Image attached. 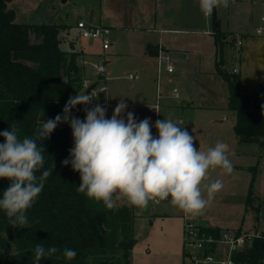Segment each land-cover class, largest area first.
Here are the masks:
<instances>
[{
  "label": "rangeland",
  "instance_id": "rangeland-1",
  "mask_svg": "<svg viewBox=\"0 0 264 264\" xmlns=\"http://www.w3.org/2000/svg\"><path fill=\"white\" fill-rule=\"evenodd\" d=\"M10 6L16 12L17 22L70 25V41L61 40L60 47L68 50L69 43L74 42L86 51L84 84L94 98L97 96L88 108L108 97L110 104L100 105L106 107L107 118H111L116 105L123 100L127 105L123 116L126 118L127 112H132L139 122L141 105L148 101L143 93L155 91L158 77L163 95L170 100L183 97L201 105L185 114L174 111L171 115L184 121L197 147L206 150L217 141L229 145L233 172L225 174L219 168L209 171L204 184L219 179L222 188L202 214H185L167 200L150 202L143 210L123 200L115 203L114 207L129 205L134 212L132 229L136 244L132 264H183L182 253L187 247L185 219L198 225H217L222 231L264 229V145L237 147L235 114L226 103L228 85L222 75L214 73L218 55L211 34L212 21L218 18L224 32L234 33L236 40L243 37L242 47L248 53L244 52L241 60L236 59L240 45L236 46L237 41L227 44L229 47L224 48L229 52L223 50L221 65L227 71L241 66V97H254L264 106V55L260 63L254 55L258 48L261 53L264 51V37L246 36L264 26V0H230L227 8H217L210 16L201 12L199 0H12ZM79 20L107 27L108 47H103L100 37L80 35L76 28ZM160 46L163 51L158 52ZM168 64L175 69L170 75L166 71ZM199 69L205 75L199 74ZM130 73L137 76L130 78ZM174 86L177 95L172 92ZM212 101L217 107H209Z\"/></svg>",
  "mask_w": 264,
  "mask_h": 264
},
{
  "label": "trees",
  "instance_id": "trees-1",
  "mask_svg": "<svg viewBox=\"0 0 264 264\" xmlns=\"http://www.w3.org/2000/svg\"><path fill=\"white\" fill-rule=\"evenodd\" d=\"M11 1L0 0V132L15 122L21 138L34 137L40 120L63 115L69 97H74L73 91L82 80L83 68L77 63L81 51L60 47L59 36L68 27L66 23L17 22ZM220 24L218 18L213 19L212 35L219 56L227 44L236 41L235 34L224 32ZM221 63L220 57L216 73L228 85V108L235 114L238 143L262 147L264 106L254 97L242 98L241 75L227 71ZM88 106L77 105L70 116L85 119L84 109ZM3 142L0 136V143ZM37 143L45 148V163L37 176L49 169L52 174L45 179L41 194L27 212V227H13L0 210V264H34V248L40 243L60 250L40 264H132L136 244L132 207L124 204L108 209L79 193V173L72 170L71 164H62L73 147L70 124H59L49 139ZM7 186L8 181L0 180V194ZM252 194L251 188L249 206ZM221 229L200 225V234L218 236ZM261 246L255 248L259 257H244L249 262L261 263ZM65 247L77 252L73 260L63 257Z\"/></svg>",
  "mask_w": 264,
  "mask_h": 264
},
{
  "label": "clouds",
  "instance_id": "clouds-1",
  "mask_svg": "<svg viewBox=\"0 0 264 264\" xmlns=\"http://www.w3.org/2000/svg\"><path fill=\"white\" fill-rule=\"evenodd\" d=\"M229 3L230 0H199V7L205 16H210L217 8H227ZM96 97L85 91L70 96L63 115L40 120L34 137L21 138L15 122L0 132L4 140L0 143V180L8 181L0 194V210L9 223L20 228L29 225L27 212L41 194L45 179L52 174L49 169L37 176L45 163V148L37 141L49 139L61 123L70 124L73 137L69 158L62 164H71L72 170L79 173V193L108 209L121 200L141 210L150 202L167 200L185 214H202L222 188L219 179L204 184L209 171L219 168L225 174L233 172L229 145L217 141L206 150L197 147L184 121L171 115L155 121L154 136L150 118L137 122L132 112H127L126 118L123 116L127 108L123 100L116 105L111 118H107V109L100 104L85 107L83 120L70 116L77 105L87 106ZM58 251L54 245L37 244L34 264ZM62 255L73 260L77 252L65 247Z\"/></svg>",
  "mask_w": 264,
  "mask_h": 264
},
{
  "label": "built area",
  "instance_id": "built-area-1",
  "mask_svg": "<svg viewBox=\"0 0 264 264\" xmlns=\"http://www.w3.org/2000/svg\"><path fill=\"white\" fill-rule=\"evenodd\" d=\"M76 28L79 30L80 35L84 37H100L103 47H108L107 34L109 29L107 27L93 26L79 20ZM254 34L264 37V26L257 28ZM236 41V45L243 43L241 38ZM100 71H104L102 66H100ZM167 71L169 74L174 72V67L168 65ZM233 71L237 72V69L234 68ZM129 77L135 78L136 76L130 73ZM173 93L178 94L176 87H173ZM148 108L143 119L150 118L153 125V134L156 135L154 124L156 120L161 119L162 109L159 94L156 101ZM185 220L187 247L184 249V264H255L249 262L248 259L259 257V251L256 252L255 248L260 245H262L261 252H263V256L259 258L261 263L258 264H264V229H224V231L221 230L218 236H207L205 233L200 234V225L190 219ZM244 256H247L248 259Z\"/></svg>",
  "mask_w": 264,
  "mask_h": 264
},
{
  "label": "crops",
  "instance_id": "crops-1",
  "mask_svg": "<svg viewBox=\"0 0 264 264\" xmlns=\"http://www.w3.org/2000/svg\"><path fill=\"white\" fill-rule=\"evenodd\" d=\"M90 15H93V12H91L90 13ZM92 18V17H91ZM263 20V19H262ZM264 21V20H263ZM62 24H65L64 22H61ZM59 24V23H58ZM66 25L68 26L67 28H66V30H63V33H65V34H63V35H65V36H67V40H64V41H66V42H69L70 40H69V33H70V25L69 24H67L66 23ZM211 34H212V29H211ZM244 35V34H243ZM246 36H256L254 33L253 34H251V33H249V34H246ZM212 37H213V35H212ZM258 37H260V36H258ZM246 38V37H245ZM242 39H243V37H242ZM213 40H214V37H213ZM216 41V40H215ZM215 41H214V46H215V48H216V55H218V52H217V50H218V48H217V45H216V43H215ZM73 44H74V42H73ZM232 45L233 44V42L232 43H229V45ZM60 45H61V43H60ZM229 45H226L225 47L227 48V47H229ZM242 45H243V43L240 45V47L241 48H239V49H237V52H238V54L239 55H237L236 56V59H238V57L240 58V60H241V58H242V55H243V53L245 52V54L246 53H248V50H245L243 47H242ZM237 46V45H236ZM161 47H163V46H160L159 47V49H158V52L160 51V50H162L163 51V49H161ZM231 47V49H233V47L232 46H230ZM225 49V48H224ZM64 50H67V49H64ZM68 50H71V49H69L68 48ZM73 50H75V51H81L80 53V55L78 56V58H77V63H78V65L80 66V67H82L83 68V71H82V80H81V82H80V84H79V86L77 87V89L75 90V92H84L85 91V94H91V92H90V90L91 89H89V88H87L86 86H85V84H84V81H85V68H84V64H83V61H84V55L86 54V51H84V50H82V49H79V48H77L76 46H75V44H74V49ZM148 50H152V49H148ZM228 51L229 52V49H225V51ZM245 50V51H244ZM154 50H152V52H153ZM264 53V51H262V53H261V51L259 50V48H258V50H256L255 52H254V55H255V57H257V59H258V62L260 63V58L264 55L263 54ZM220 56L218 55L217 56V58L218 59H216V64H215V68H216V65H217V62H218V60L220 59L219 58ZM244 63V62H243ZM245 65H246V62L244 63ZM169 65V64H168ZM167 65V66H168ZM225 68V67H224ZM234 68H236L237 69V73H239L240 75H241V84H242V69H241V66L240 67H237V66H234V67H232V71H233V69ZM167 71V70H166ZM174 71H175V69H174ZM199 71L200 72H202V73H199V74H204L203 72L204 71H201L200 69H199ZM211 72H214V70H211ZM167 73H169L168 71H167ZM172 73H174V72H172ZM214 73H216V70H215V72ZM217 74V73H216ZM170 75V74H169ZM205 75V74H204ZM219 75V74H218ZM135 76H137L136 74H135ZM159 76V75H158ZM169 81H171V78H168V82ZM160 83V80H159V78L157 77V80H156V87H155V91H153V92H149V91H146V92H144L143 93V97H146V98H148V101L146 102V104H142L141 105V108H143L142 109V111H141V114H140V118H141V120L143 119V117L146 115V113H147V110L149 109L148 107L151 105V104H153L155 101H156V98H157V95L159 94L160 95V100H161V105H162V109H161V119H163V118H166V117H168L169 115H172L173 114V112L174 111H177V112H179V113H182V114H185V112H190V111H192L193 109H195V108H197V107H201V105L200 104H198V103H196V101L195 100H190V99H186V98H183V97H179L178 98V100H175V99H173V100H170L169 99V97H167L166 95H163V93H162V91H161V83ZM175 87V86H174ZM172 92H173V88H172ZM73 94H74V96L75 95H77L76 93H74V91H73ZM108 98V97H107ZM107 98L104 100V102H102L101 100L100 101H96L97 103H99V104H104V105H109L110 104V102H109V100H107ZM207 101V100H206ZM95 102V103H96ZM215 101H212V102H210V104H209V107H217V106H215L216 104L214 103ZM206 103H208V101L206 102ZM226 103H228V96H227V101H226ZM90 105V104H89ZM102 106V105H101ZM105 107V106H104ZM204 107H206V106H204ZM233 113V112H232ZM180 119H182V118H180ZM235 132V131H234ZM152 134H153V130H152ZM235 142L237 143V147L240 145L239 143H238V138H237V136H236V134H235ZM224 142V141H223ZM185 218V217H184ZM213 226H217V225H213Z\"/></svg>",
  "mask_w": 264,
  "mask_h": 264
},
{
  "label": "water",
  "instance_id": "water-1",
  "mask_svg": "<svg viewBox=\"0 0 264 264\" xmlns=\"http://www.w3.org/2000/svg\"><path fill=\"white\" fill-rule=\"evenodd\" d=\"M92 17V15H90V18ZM59 39L60 40H67V36H65V35H61V36H59ZM69 46H70V49L71 50H73L74 49V44H73V42H70L69 43Z\"/></svg>",
  "mask_w": 264,
  "mask_h": 264
}]
</instances>
